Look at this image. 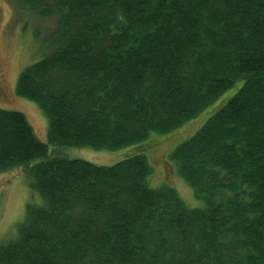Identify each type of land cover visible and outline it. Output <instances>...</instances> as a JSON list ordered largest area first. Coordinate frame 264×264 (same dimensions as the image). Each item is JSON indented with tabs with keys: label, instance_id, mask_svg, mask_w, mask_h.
Returning <instances> with one entry per match:
<instances>
[{
	"label": "trees",
	"instance_id": "obj_1",
	"mask_svg": "<svg viewBox=\"0 0 264 264\" xmlns=\"http://www.w3.org/2000/svg\"><path fill=\"white\" fill-rule=\"evenodd\" d=\"M15 1L58 21L15 85L47 118V142L0 108V172L21 168L35 196L0 264H264V0ZM48 144L137 151L99 165Z\"/></svg>",
	"mask_w": 264,
	"mask_h": 264
},
{
	"label": "rangeland",
	"instance_id": "obj_2",
	"mask_svg": "<svg viewBox=\"0 0 264 264\" xmlns=\"http://www.w3.org/2000/svg\"><path fill=\"white\" fill-rule=\"evenodd\" d=\"M51 3V2H50ZM58 17V16H57ZM58 18L40 17L35 11L22 9L15 0H0V108L22 112L37 137L47 142V118L39 105L16 94L15 85L19 73L30 63L37 61L52 49L50 38L56 28ZM241 80L225 90L208 108H205L194 119L180 128L178 133L183 134L181 139L193 133L204 121L223 105L239 88ZM193 130L190 131L192 128ZM194 126V127H193ZM190 131L188 134L186 132ZM149 137H156L151 133ZM180 139V140H181ZM50 151L58 152L71 158H81L99 165L113 164L133 153L135 146H128L117 150H95L89 147L58 148L48 144ZM151 159L156 166L163 169L167 180L176 184L181 197L190 205L196 206L199 201L193 196L191 188L184 182L178 183L172 169L168 166L158 150L150 152ZM151 177L154 178L155 167ZM160 176V174H159ZM149 184L158 186L152 182ZM30 191L27 177L21 168H12L0 172V240L7 234L15 232L16 223L22 219L26 203L34 200Z\"/></svg>",
	"mask_w": 264,
	"mask_h": 264
}]
</instances>
